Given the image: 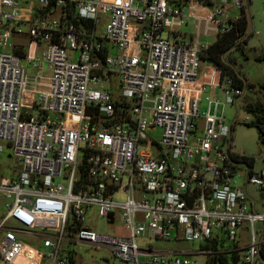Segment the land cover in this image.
<instances>
[{
	"label": "built area",
	"instance_id": "1",
	"mask_svg": "<svg viewBox=\"0 0 264 264\" xmlns=\"http://www.w3.org/2000/svg\"><path fill=\"white\" fill-rule=\"evenodd\" d=\"M242 7L0 0V264H74L76 243L125 264H264V226H253L264 212L234 179L246 165L245 182L264 189V165L232 148L222 114L242 88L201 58ZM91 211L123 232H95ZM156 239L199 243L152 249Z\"/></svg>",
	"mask_w": 264,
	"mask_h": 264
},
{
	"label": "rangeland",
	"instance_id": "2",
	"mask_svg": "<svg viewBox=\"0 0 264 264\" xmlns=\"http://www.w3.org/2000/svg\"><path fill=\"white\" fill-rule=\"evenodd\" d=\"M243 9L246 16L247 26L246 32L239 39L238 47H231L222 54V59L228 63L237 77L242 82L241 92L233 98L231 103L224 104L222 114L224 121L228 125H232L231 137L232 148L237 151H243L247 156L256 158L252 169L258 170L264 165L262 155L264 153V145L258 139V134L254 126H247L244 122H249L251 115L244 109V103L248 100H259L264 102V60L256 59L257 56L264 54V0H243ZM236 12H239L237 8ZM192 29L191 22L188 26L181 27V31H190ZM209 41L214 40V36H208ZM206 64V63H204ZM209 88L201 92L199 108L202 113L206 109L205 95ZM216 97L224 100V94L220 88L216 90ZM8 153V149L4 147L0 153V160ZM9 161H12L9 159ZM247 175L246 165L239 167L238 174L234 177L235 182L242 186L255 210L264 212V189L256 184L245 182ZM123 192H114L115 199H122ZM6 199L0 194V214L5 210L4 204ZM87 225L97 233H122V226L116 217L113 223L107 221L104 216H95L93 211L88 214L86 219ZM254 230L259 235L264 224L260 221L254 222ZM239 233V232H238ZM240 234L244 235V226L240 229ZM22 240L27 244L33 245L38 242V237L32 235H24ZM198 240L174 241L167 239H156L152 243L151 248L181 250L186 248H196ZM74 251V264H125L120 259L113 257L109 250L105 247H96L88 244L76 243L70 245ZM189 257L196 258L198 261L202 257H196L192 253L187 254Z\"/></svg>",
	"mask_w": 264,
	"mask_h": 264
},
{
	"label": "trees",
	"instance_id": "3",
	"mask_svg": "<svg viewBox=\"0 0 264 264\" xmlns=\"http://www.w3.org/2000/svg\"><path fill=\"white\" fill-rule=\"evenodd\" d=\"M246 16L243 7L240 10V17L235 26L228 32L218 36L209 47L202 53L201 58L208 64H211L220 69L221 78L230 76L235 86L242 88V82L237 77L232 67L222 59V54L231 47H238L239 39L246 32ZM258 60H264V54L256 57ZM244 109L250 113L251 118L249 122H244L247 126H254L256 128L258 139L264 145V102L259 100H248L244 103ZM231 125V129H232ZM264 255V249L261 250ZM234 258V256H232ZM230 264L225 254L220 256H211L210 264Z\"/></svg>",
	"mask_w": 264,
	"mask_h": 264
}]
</instances>
